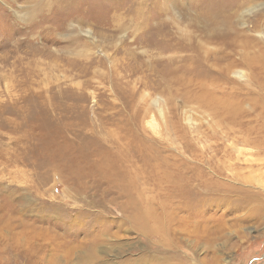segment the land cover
Listing matches in <instances>:
<instances>
[{"label": "rangeland", "instance_id": "obj_1", "mask_svg": "<svg viewBox=\"0 0 264 264\" xmlns=\"http://www.w3.org/2000/svg\"><path fill=\"white\" fill-rule=\"evenodd\" d=\"M174 263L264 264V0H0V264Z\"/></svg>", "mask_w": 264, "mask_h": 264}, {"label": "bare ground", "instance_id": "obj_2", "mask_svg": "<svg viewBox=\"0 0 264 264\" xmlns=\"http://www.w3.org/2000/svg\"><path fill=\"white\" fill-rule=\"evenodd\" d=\"M90 32L89 31H86V34H89ZM166 257V256H165ZM169 257V256H168ZM158 258V257H157ZM168 259V258H167ZM162 260V259H161ZM164 260V259H163ZM165 261V260H164ZM167 262H168V260H166ZM155 262H157L158 263V261H155ZM161 262V261H160ZM163 262V261H162ZM172 262H174V261H172ZM175 264V263H174Z\"/></svg>", "mask_w": 264, "mask_h": 264}]
</instances>
